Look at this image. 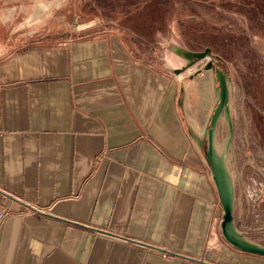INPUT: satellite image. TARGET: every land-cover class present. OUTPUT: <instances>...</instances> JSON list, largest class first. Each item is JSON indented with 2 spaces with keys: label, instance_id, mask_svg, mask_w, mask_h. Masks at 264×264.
Masks as SVG:
<instances>
[{
  "label": "crops",
  "instance_id": "obj_1",
  "mask_svg": "<svg viewBox=\"0 0 264 264\" xmlns=\"http://www.w3.org/2000/svg\"><path fill=\"white\" fill-rule=\"evenodd\" d=\"M49 29L0 21V264H264L216 224L174 74Z\"/></svg>",
  "mask_w": 264,
  "mask_h": 264
},
{
  "label": "rangeland",
  "instance_id": "obj_2",
  "mask_svg": "<svg viewBox=\"0 0 264 264\" xmlns=\"http://www.w3.org/2000/svg\"><path fill=\"white\" fill-rule=\"evenodd\" d=\"M154 11L162 12L161 21ZM0 21L12 47L27 34L49 28L57 38L114 36L138 63L174 74L178 105L201 132L203 155L217 83L211 69L212 83L209 70L197 72L206 59L180 74L173 69L187 63L176 48L187 49V43L195 50L210 47L208 58L224 70L229 89L232 136L226 149L228 123L222 115L214 144L224 153L232 179L234 221L248 239L264 245V0H0ZM4 49L0 45V53ZM246 196L262 201L261 221L255 222L256 211H247ZM216 210L220 227L221 205Z\"/></svg>",
  "mask_w": 264,
  "mask_h": 264
},
{
  "label": "water",
  "instance_id": "obj_3",
  "mask_svg": "<svg viewBox=\"0 0 264 264\" xmlns=\"http://www.w3.org/2000/svg\"><path fill=\"white\" fill-rule=\"evenodd\" d=\"M184 59L187 60L186 65L173 69V73L180 74L186 69L197 63L205 60L203 68H198L197 72L211 69L213 72V79L217 83V99L208 119V126L204 131L206 136V148L204 150V157L209 165L211 178L215 185L219 202L222 208V217L219 223L220 230L224 240L234 248L264 257V245L248 239L242 232H240L234 221V188L232 179L227 171L225 164L224 153H218L214 144L215 128L219 118L224 115L228 123V141L226 149L229 145L232 136L233 125L230 115L229 107V89L227 78L224 70L216 65V61L210 60V47H205L203 50H190L176 48ZM217 60L221 57L216 55ZM200 147L202 146L201 137L199 138ZM226 151V150H225Z\"/></svg>",
  "mask_w": 264,
  "mask_h": 264
},
{
  "label": "built area",
  "instance_id": "obj_4",
  "mask_svg": "<svg viewBox=\"0 0 264 264\" xmlns=\"http://www.w3.org/2000/svg\"><path fill=\"white\" fill-rule=\"evenodd\" d=\"M246 201V206H247V211L251 208L252 210V215L253 212H255V222H259L261 221V215L259 214V211H261V209L259 208V204L262 202L260 199H253L251 196H246L245 198ZM218 205L220 206L219 203H217L215 206L216 208L218 207ZM250 212V211H249ZM264 212V211H263ZM6 212L0 210V221L3 219V217L5 216Z\"/></svg>",
  "mask_w": 264,
  "mask_h": 264
},
{
  "label": "trees",
  "instance_id": "obj_5",
  "mask_svg": "<svg viewBox=\"0 0 264 264\" xmlns=\"http://www.w3.org/2000/svg\"><path fill=\"white\" fill-rule=\"evenodd\" d=\"M154 14H155L154 18L156 19L157 22H159V21H161V19H163L162 12L160 13V12L154 11ZM161 29H164L163 25H162V27L153 28V30H152L153 33L151 32V34H153V35L158 34ZM186 45H187V49L195 50V48L192 46V43H187Z\"/></svg>",
  "mask_w": 264,
  "mask_h": 264
},
{
  "label": "flooded vegetation",
  "instance_id": "obj_6",
  "mask_svg": "<svg viewBox=\"0 0 264 264\" xmlns=\"http://www.w3.org/2000/svg\"><path fill=\"white\" fill-rule=\"evenodd\" d=\"M203 72V71H202ZM209 72H210V70H209ZM200 74V73H199ZM210 79H211V83H212V74H211V72H210Z\"/></svg>",
  "mask_w": 264,
  "mask_h": 264
},
{
  "label": "bare ground",
  "instance_id": "obj_7",
  "mask_svg": "<svg viewBox=\"0 0 264 264\" xmlns=\"http://www.w3.org/2000/svg\"><path fill=\"white\" fill-rule=\"evenodd\" d=\"M204 71V70H203ZM206 96V95H205Z\"/></svg>",
  "mask_w": 264,
  "mask_h": 264
}]
</instances>
